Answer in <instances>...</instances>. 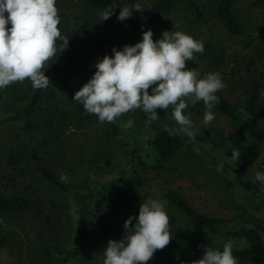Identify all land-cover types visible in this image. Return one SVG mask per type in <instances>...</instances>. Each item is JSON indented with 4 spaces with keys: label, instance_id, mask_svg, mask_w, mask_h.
I'll use <instances>...</instances> for the list:
<instances>
[{
    "label": "trees",
    "instance_id": "1",
    "mask_svg": "<svg viewBox=\"0 0 264 264\" xmlns=\"http://www.w3.org/2000/svg\"><path fill=\"white\" fill-rule=\"evenodd\" d=\"M151 1L153 6L150 14L144 13V11L134 12L132 18L121 23L117 20L120 12V9L117 8L115 14L102 23L98 17L99 11L113 4L121 7L130 6L135 0H86L84 8L80 9L83 12L82 20L80 23L77 21L73 23L61 12L66 0H57L59 15L62 18L58 27H60L62 35L70 41L68 48L62 53L58 51L43 69L52 84L50 83L47 89H34L30 81L26 80L25 86L23 83H15L0 90V110L7 109L6 117L1 120L0 126L5 123L15 125L16 130L30 135L36 146L32 149L29 143L21 144L23 147L14 145V147L2 151L9 167L17 171L23 178L27 174H31V157L33 159L39 158L40 162L48 153L52 155V152H55L56 156H60L62 160L71 155L81 156L85 145L67 137L66 131L69 129V123L74 122L80 128H94L98 137L94 139L95 143L91 145L93 146L100 141L106 142L110 147L105 151V154H96L97 157L91 158L90 166L93 162H103L107 166L112 165L107 153H112V151L114 153V150L119 148L118 136L124 130L122 124L128 119L137 120L141 125H147L146 127L151 131V134L146 137V144L152 151L155 162L149 166L144 161L135 141L132 160L129 162L132 165L131 174L127 176L123 166V171H118L119 180L108 185H97L92 188L89 185L80 186L75 183H63L59 179L61 175L59 170L46 164L36 168L38 179L47 183L49 187L61 195H69L77 212L76 228L71 242L66 246L53 245L47 249V257L63 264H96L93 250L90 248L92 228L96 229L97 237L100 239L99 244L103 247L107 246L110 239L119 241L124 237L121 233L111 238L113 229L117 224L114 218L118 203L109 199L114 212L103 210L104 205L99 202V198L104 196L105 192L113 191L122 195L137 181L141 170H154L158 175L168 173L165 172L167 170L170 172L172 166H175L176 160L188 147L184 137L179 134L169 135L165 131L166 127L161 121V115L166 117L167 110L158 109L159 118L150 122L147 120L148 123L138 120L139 114L136 111L122 115L113 123H100L95 115L84 110L83 105L72 100L75 93L96 71L94 67L96 62L106 54L112 55V49L117 48L122 37H129L135 44L142 40V28L144 30L150 29L155 19L171 14L182 17L192 25L198 26L205 21L206 11L199 0ZM239 1H210L214 18L233 37H240L245 32L241 18L235 11ZM253 7L264 9V0H253ZM154 39L159 38L154 36ZM60 43L62 41L57 42L58 45ZM226 59V48L221 44L208 41L205 45V52L200 55V60L206 64L205 70L200 72L201 76L220 70L225 65ZM217 95L220 97V104L214 110L244 132V135H228L222 140L223 143L230 142L234 149L242 152L238 161L239 165L233 172L235 181L245 190L256 194L257 188L249 176L252 167L259 160L261 146L264 147V127L257 119L260 105L264 100V71L256 73L244 107L240 108L231 104L222 92H218ZM191 107L197 112L204 110L203 102H198ZM143 117L147 118L146 116ZM100 133L103 135L101 136L103 139L100 137ZM20 141L16 140V144ZM128 157L130 156L128 155ZM71 161L73 164L77 161L84 162V160H76L72 156ZM214 170L216 176L225 183L227 188H233L234 182L228 181L218 165L214 164ZM16 182V177L10 173L4 177L0 176V219L22 220L25 215L33 210L42 213V200L38 198L40 197L38 187L28 184L21 193L7 194L8 190L12 191L17 188ZM148 199L150 197L147 195L142 197L133 207L129 217H138L141 202H146ZM164 199H167L169 206L190 225L203 230L205 236H217L222 227L237 220L239 226L228 231L225 235L226 240L232 239L234 242V256L238 259L239 264H264V219L253 214L243 205L235 203L236 214L234 219H226L201 214L185 196L173 189L166 190ZM97 207L99 209L95 210ZM95 212H99L100 215L96 216ZM45 218L47 224L53 223L54 229L61 225L60 217L54 221L53 215L47 213ZM169 219L173 224L174 218L170 217ZM134 224L135 220L133 226ZM52 229L50 228L51 231ZM10 244L11 237L0 233V250L10 247ZM220 248L222 249V246Z\"/></svg>",
    "mask_w": 264,
    "mask_h": 264
},
{
    "label": "rangeland",
    "instance_id": "2",
    "mask_svg": "<svg viewBox=\"0 0 264 264\" xmlns=\"http://www.w3.org/2000/svg\"><path fill=\"white\" fill-rule=\"evenodd\" d=\"M86 0H66L61 12L66 15L71 22L82 20ZM211 0H199L204 5L206 11L205 21L200 25H192L176 14L155 19L150 29L154 36L161 38L163 31H183L194 38L203 41L204 46L208 41L221 44L226 48L227 59L225 65L218 70L223 77L226 87L221 90L228 101L240 108L244 107L248 98L252 82L257 72L264 71V9L254 8L253 0H240L235 7L236 13L241 18L244 25V34L240 37L230 36L226 29L214 18L210 7ZM144 13L150 14L152 9L151 0H140ZM61 18V17H60ZM62 22V18H61ZM72 23V24H73ZM126 44L134 45L129 37H122L119 40L117 49L122 50ZM201 54H196V61H187L186 67L196 68L199 72L205 70L206 64L200 60ZM26 80L23 82L25 86ZM151 91V89H149ZM203 111L197 112L191 105L185 110L186 115L199 126L200 131L196 140H192L183 134H179L187 141L188 147L182 152L175 166L158 175L156 171L141 170L135 183L130 186L122 195L117 192L107 191L104 196L99 198V202L104 205L103 210L113 211L110 205L112 199L118 203V209L115 212L114 221L117 222L113 229L111 238L125 235L123 225L133 211V207L144 196L151 199H164V193L167 189L179 191L189 203L201 214L215 218L234 219L235 203L246 207L253 214L264 219V192L260 191L259 185L255 184L254 176L258 169H264V156L252 167L249 178L257 188L256 194L245 190L235 181L233 173L239 163L230 165L226 157H231L234 150L230 142L223 143V138L228 135H244V132L233 125L225 116L214 110L216 119L205 129L202 125ZM139 114L138 120L148 123L146 116L142 111L136 110ZM7 109L0 110V122L6 117ZM162 116V123L167 127H178L172 117V108L167 110L166 117ZM258 121L264 127V100L260 105L257 115ZM70 120V119H69ZM134 121L133 127H127V121L122 125L124 130L119 134V148L107 153L111 159L112 165L107 166L103 162H93L90 166V160L97 157L96 154H105L110 147L106 142L95 140L98 137L94 128H80L76 123H69V129L66 131L67 137L82 142L85 146L81 156H73L76 160H84L83 163L77 161L75 164L71 161V156L62 160L60 156L49 153L39 162L33 159L31 174L25 178L21 177L17 171L9 167L2 151L9 147H23L21 144H30L32 149L36 146L31 140V136L16 130L15 125L10 123L0 126V176L12 174L16 177L17 188L8 190V195L21 193L26 185L38 187L41 198L42 213L33 210L25 215L22 220L18 219H0V233L11 237L10 247L0 250V264H63L59 261L47 257V249L51 246H66L73 239L77 212L69 195H61L58 191L49 187L45 182L38 179L36 168L39 165L46 164L60 171V174L66 173L69 177V183H75L80 186L89 185L94 188L97 185H108L118 181V171L126 172L127 176L131 174L132 152L134 142L138 144V150L143 159L149 166L155 162L152 151L146 144V137L151 131ZM144 123V122H143ZM35 136V135H33ZM103 136L100 133V137ZM102 138V137H101ZM103 139V138H102ZM16 140H21L16 144ZM36 142V140H35ZM75 144H77L75 142ZM34 145V146H33ZM75 146V145H74ZM76 150L77 147L75 146ZM22 149V148H20ZM90 152V153H89ZM261 153H264V147L261 146ZM128 154L130 157H128ZM126 155V158L124 157ZM214 164L218 165L221 172L228 179L234 182L233 188H227L225 183L219 179L214 170ZM76 165V166H75ZM170 173V174H169ZM120 205V207H119ZM97 207L95 210H98ZM114 212V211H113ZM53 215L54 221L60 217L61 225L57 227L46 223L45 215ZM169 218H174V223L170 222L173 239L162 250H157L153 258L147 264H192L193 261L202 258L204 248L212 246L220 248L223 242H226V233L239 226V222L222 227L217 236H205L203 230L190 225L181 215L168 206ZM99 212H95L99 216ZM104 214V213H103ZM53 228L52 231L50 228ZM92 242L90 248L93 250L96 264H102L105 247L99 244L95 228H92ZM13 252V253H12ZM72 264V263H68Z\"/></svg>",
    "mask_w": 264,
    "mask_h": 264
},
{
    "label": "clouds",
    "instance_id": "3",
    "mask_svg": "<svg viewBox=\"0 0 264 264\" xmlns=\"http://www.w3.org/2000/svg\"><path fill=\"white\" fill-rule=\"evenodd\" d=\"M117 8L121 23L132 18L134 12L144 11L139 0L130 6L113 4L98 12L102 23ZM60 24L57 0H0V90L25 80L34 89L49 87L51 80L43 69L58 51L68 48L70 41L62 35ZM58 41L62 43L58 45ZM204 52L203 41L183 31L165 30L161 38L154 39L151 29L142 28L141 41L126 44L122 50L114 47L112 55L106 54L96 62V71L72 100L83 105L100 123H113L136 110L142 111L149 122L155 121L159 118L158 109L166 111L171 107L178 127H167L165 131L196 140L200 128L185 110L190 104L203 102L202 125L209 129L216 119L214 109L220 104L217 93L226 87L219 71L201 76L196 68L186 67L187 61H196V54ZM133 125L134 121L128 119L127 127ZM231 153L226 161L236 166L242 152L234 149ZM261 156L264 153H259L258 159ZM59 179L70 182L66 173ZM253 182L264 192V169L255 172ZM168 206L167 199L141 202L138 217H129L123 225L124 237L107 242L102 264H147L157 250L169 245L173 235ZM233 249L232 239L223 242L222 249L206 246L202 258L192 264H239Z\"/></svg>",
    "mask_w": 264,
    "mask_h": 264
}]
</instances>
